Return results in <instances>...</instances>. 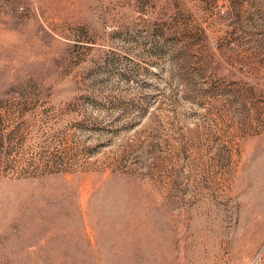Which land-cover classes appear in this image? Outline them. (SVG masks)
Listing matches in <instances>:
<instances>
[{"label": "rangeland", "instance_id": "rangeland-1", "mask_svg": "<svg viewBox=\"0 0 264 264\" xmlns=\"http://www.w3.org/2000/svg\"><path fill=\"white\" fill-rule=\"evenodd\" d=\"M0 264H264V0H0Z\"/></svg>", "mask_w": 264, "mask_h": 264}]
</instances>
